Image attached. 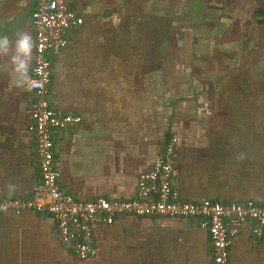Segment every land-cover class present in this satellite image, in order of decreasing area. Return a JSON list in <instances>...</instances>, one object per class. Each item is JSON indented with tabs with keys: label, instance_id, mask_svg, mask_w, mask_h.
<instances>
[{
	"label": "crops",
	"instance_id": "1",
	"mask_svg": "<svg viewBox=\"0 0 264 264\" xmlns=\"http://www.w3.org/2000/svg\"><path fill=\"white\" fill-rule=\"evenodd\" d=\"M72 2L84 22L51 57L52 106L81 116L53 133L61 186L81 199L131 198L174 134L181 198L264 202V1ZM32 9L0 0L10 42L0 48V197L28 195L40 179L27 127L33 47L17 51L23 33L34 45ZM93 239L97 256L78 261L50 214H0V264H211L208 233L191 218L126 215ZM230 263L264 264V235L245 226Z\"/></svg>",
	"mask_w": 264,
	"mask_h": 264
},
{
	"label": "built area",
	"instance_id": "2",
	"mask_svg": "<svg viewBox=\"0 0 264 264\" xmlns=\"http://www.w3.org/2000/svg\"><path fill=\"white\" fill-rule=\"evenodd\" d=\"M29 1L33 3L30 24L34 45L31 72L25 84L31 96L27 127L35 139L40 179L28 195L0 197V214L20 215L26 210L50 214L62 250L78 261H90L97 256L93 239L96 226H111L118 217L126 215L197 220L208 233L211 264H231L230 245L245 226H250L255 237L262 238L264 202L181 198L176 186L179 164L178 138L174 134L165 138L151 167L138 174L131 198L81 199L61 186L53 133L80 123L81 116L62 113L52 106L51 57L68 46L69 33L81 26L84 18L73 7L72 0Z\"/></svg>",
	"mask_w": 264,
	"mask_h": 264
},
{
	"label": "clouds",
	"instance_id": "3",
	"mask_svg": "<svg viewBox=\"0 0 264 264\" xmlns=\"http://www.w3.org/2000/svg\"><path fill=\"white\" fill-rule=\"evenodd\" d=\"M21 35L23 36V39L19 42L17 51H23L30 55L33 47L31 37L26 33H23ZM6 47H10V42L7 39H4L2 42H0V48ZM15 60L16 58L15 56H13L11 58V62L15 64ZM21 67H23V65H21Z\"/></svg>",
	"mask_w": 264,
	"mask_h": 264
},
{
	"label": "rangeland",
	"instance_id": "4",
	"mask_svg": "<svg viewBox=\"0 0 264 264\" xmlns=\"http://www.w3.org/2000/svg\"><path fill=\"white\" fill-rule=\"evenodd\" d=\"M230 57V56H229ZM232 58V57H231ZM227 63H230V59L228 60V62ZM51 71L53 72V58H52V68H51ZM213 90V89H212ZM204 92H205V90H204ZM232 92V91H231ZM210 94V93H209ZM232 94V93H231ZM213 95V94H212ZM68 264H71V263H68ZM78 264V263H77ZM79 264H90V263H80L79 262Z\"/></svg>",
	"mask_w": 264,
	"mask_h": 264
},
{
	"label": "water",
	"instance_id": "5",
	"mask_svg": "<svg viewBox=\"0 0 264 264\" xmlns=\"http://www.w3.org/2000/svg\"><path fill=\"white\" fill-rule=\"evenodd\" d=\"M4 39H7V38H0V42H2ZM8 40V39H7Z\"/></svg>",
	"mask_w": 264,
	"mask_h": 264
}]
</instances>
